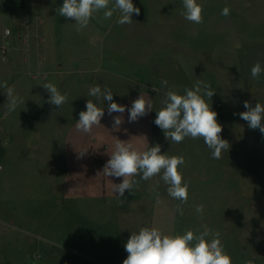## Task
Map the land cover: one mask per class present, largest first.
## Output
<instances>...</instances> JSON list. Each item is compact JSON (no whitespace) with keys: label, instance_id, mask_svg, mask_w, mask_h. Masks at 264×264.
<instances>
[{"label":"rangeland","instance_id":"rangeland-1","mask_svg":"<svg viewBox=\"0 0 264 264\" xmlns=\"http://www.w3.org/2000/svg\"><path fill=\"white\" fill-rule=\"evenodd\" d=\"M11 1H17L19 8L29 5L28 9L20 8L18 12L27 14L28 10L32 30H40L39 20L47 23L49 29L56 28V34H50V41L44 43L46 52L55 45L63 62L79 69L97 67L98 71L65 73V79L80 75L81 87L78 82L74 91L59 88V77L47 74V81L55 84L61 94H67V102L61 106V112L51 113L43 121L34 118L32 135H28L34 140V156L27 160L25 154L18 151L19 157L9 163L0 176V212L7 215V221H0V264H35L32 258L35 248L25 246L29 222L16 227L9 212L13 213L18 204L24 205L32 220L36 212L42 210L43 199L63 192V179L74 178L79 166L84 165L80 153L90 138L95 140L96 154L103 156L105 162L115 150L117 140L129 141L140 151L153 146L155 140V145H160L168 156H183L185 163L178 170L183 176H192L193 188L187 201L181 202L169 196V185H161V200L156 206L158 228L164 233L172 232L173 236L183 235L189 229L185 226L195 229L197 225L208 226L218 219L224 240V235L230 232L226 223L233 220L238 254L242 259L252 260L253 264H264V134L259 129H251L238 115L247 110L245 101L253 107L257 102L264 105V71L258 78L251 76L255 63L260 62L264 68V0H197L203 7V22L199 24L185 19L183 0H132L134 6L140 8V14L133 13L131 24H118V11L105 19L102 9L79 31L73 19L59 14L64 0H55L52 6L50 0ZM114 3L115 0H110L109 8ZM226 6L230 14L223 16L221 12ZM0 25L15 32L14 17ZM11 59L22 60L19 56ZM35 72H18L21 79L12 87L18 96H33L31 107L37 108L41 97L50 94L42 83L32 80ZM165 80L167 86L162 84ZM197 80L215 91L211 100L205 99L217 112V121L222 126L221 138L230 144L228 152H222L220 159L212 157L202 137L171 142L154 123L166 93L172 90L183 95L185 88L194 89ZM96 85L102 92L110 89L113 101L126 110L110 116L107 106L101 125L84 133L76 128L79 115L72 112L75 105L68 99L89 95L90 88ZM141 94L151 100L152 111L129 122L128 109L132 104L123 102V97ZM76 104L79 106L78 102ZM81 106L82 111H86V104ZM97 106L104 108L106 104ZM69 111L76 117L63 120L62 113ZM118 115L123 116L124 122L114 129L113 117ZM132 129H147L155 135L128 132ZM133 179L138 182L142 178L137 175ZM122 180L123 177H106L102 191L113 192L112 184ZM138 186H134L130 195L138 192ZM199 205H203L202 214L196 211ZM225 252L228 254L227 248Z\"/></svg>","mask_w":264,"mask_h":264},{"label":"crops","instance_id":"crops-1","mask_svg":"<svg viewBox=\"0 0 264 264\" xmlns=\"http://www.w3.org/2000/svg\"><path fill=\"white\" fill-rule=\"evenodd\" d=\"M8 1L0 0V23L14 17L16 26L15 32L12 33L10 28L0 25V85L6 82L8 86L12 87L16 80L21 79L18 72H35L37 69L36 77L32 76L34 82L48 83L47 74L53 73L59 77V88H64V90L69 88L74 91L77 89L78 82L79 86L82 84L81 77L80 75L78 77L71 75V78L65 79V73L98 71L97 67L79 69L72 63L63 62L58 49L55 50V45L50 46L54 48L53 50L46 52L43 48L44 43L50 41V34H56V28L49 29L47 23L39 20L40 30H32L31 24H29L31 19L28 10L27 14L18 12L20 8L28 9L29 5L27 7L22 5L19 8L17 1L14 3L11 0ZM54 2L55 0H50V6ZM175 8L178 10L179 6ZM12 56L21 57V62L12 60ZM139 96L128 95L123 97V102L132 104ZM19 97L25 103L19 104L14 111L9 112L6 89L0 87V176L8 168L9 163L19 157L18 151L23 152L27 160L32 159L34 140L28 135L29 133L32 135L34 118L38 117L42 120L48 118L51 113L62 111L61 106L58 107L48 102L50 96L43 95L41 104L37 108L31 107V104L34 103L33 96ZM88 99L93 100L97 105L99 103L106 104L104 110L109 103L103 101L102 98L98 100L89 95L78 99L74 96L68 99L75 105L72 112L79 115L83 110L81 105L86 104ZM77 102L79 106H76ZM34 108L36 113L33 112ZM72 112L69 111L67 114L63 112L61 118L63 120L71 118ZM128 132H136L142 136H146L148 133L151 137L155 135L154 132H148L147 129H132ZM153 146H155V140H153ZM82 152H85L83 155L84 165L79 166L77 175L75 174L76 176L72 179L69 178L70 176H66L62 182L63 192L43 199L40 208L42 210L38 209L39 211L36 212L37 214L32 220L24 205L18 204L13 213L9 212L10 218L15 220L16 227L29 222L26 235L28 242L25 246L31 249L35 248L32 254L35 264H123V260L128 256L124 245L131 233H138L141 228L148 227L158 229L162 235L173 236L172 232L164 233L157 225L156 206L159 204L157 201L161 200L160 196L163 191L161 185H166L162 179V172L148 180L139 179L138 192L133 195H130L132 193L127 190L124 197H119V194L114 192L106 194L102 191L105 187V179L108 177L103 173L106 160L103 156L96 154V143L93 138L85 142ZM161 154L168 156V152L163 153L162 150ZM21 158L25 161L24 157ZM190 173L192 175V170ZM141 175L139 176L141 177ZM182 182L190 183V186L188 185L189 196V191L193 188L192 176H183ZM186 208L184 211H187ZM6 218L7 215L3 211L0 212V221H7ZM210 223L208 226L197 225L195 229L192 226L185 227L196 235L205 229L219 232L221 243L224 250L228 249L232 264H246L247 260L241 258L235 247L236 234L233 228L236 226L235 222L229 220L226 223V227H230V232L228 231V235H224V240L221 237L223 229L220 227V221L217 219ZM256 245L258 247V243Z\"/></svg>","mask_w":264,"mask_h":264},{"label":"clouds","instance_id":"clouds-1","mask_svg":"<svg viewBox=\"0 0 264 264\" xmlns=\"http://www.w3.org/2000/svg\"><path fill=\"white\" fill-rule=\"evenodd\" d=\"M110 0H64L58 11L61 17L70 18L77 24V31L86 27L94 14L105 10V19L111 18L114 12L120 13L117 23L120 25L131 24L132 15L140 14V8L135 7L132 0H115L114 6L109 8ZM186 20L199 24L203 22V7L197 0H183ZM230 9L226 6L221 15L228 16ZM7 31V30H6ZM264 71L260 62L251 68L252 78H258ZM167 86V81H162ZM50 94L49 103L62 106L67 102V94H61L57 86L51 82L42 85ZM6 89L8 111H14L19 104L25 103L21 97L14 93V88L4 84L0 85ZM155 91V89H154ZM215 91L202 81L197 80L194 89L185 88L184 94L169 90L162 101L163 107L156 111L154 123L163 130L165 138L171 142L180 143L186 137L193 139L203 138L207 147L211 150L212 157L220 159L222 152L229 150L230 144L221 138L222 126L217 121V112L212 110L205 97L211 100ZM89 96L102 97L108 103V114H123L125 106L113 101V92L110 89L101 91L99 85L90 88ZM247 109L239 113L241 119L247 122L253 129H259L264 134V105L257 102L253 107L249 101L244 102ZM152 111V103L145 95H140L132 102L128 109L129 122H135L140 117ZM105 115L104 108L98 107L93 100L86 102V111L79 113L76 128L84 133L91 132L94 126L101 125V119ZM235 115V114H234ZM123 116L113 117V128L118 129L123 123ZM86 152V151H85ZM85 152H81L82 157ZM185 163L183 156H167L161 154L160 145H155L140 151L129 141L117 140L115 150L110 159L103 167V173L108 177H123L119 184H112L114 193L124 197L127 191L131 192L138 183L133 177L141 175L148 180L155 175L162 174L163 181L169 185L167 191L169 196L181 202L188 199V184L183 183V175L178 170ZM179 207V206H178ZM198 213H203V205L196 208ZM208 237H211L209 241ZM219 232L205 229L196 235L192 230L183 235H162L156 228L143 227L138 233H131L130 238L124 245L128 256L123 264H232L220 240ZM246 264H253L248 260Z\"/></svg>","mask_w":264,"mask_h":264}]
</instances>
